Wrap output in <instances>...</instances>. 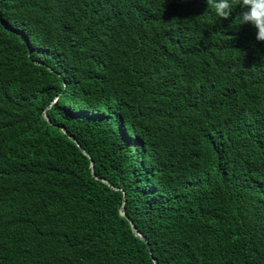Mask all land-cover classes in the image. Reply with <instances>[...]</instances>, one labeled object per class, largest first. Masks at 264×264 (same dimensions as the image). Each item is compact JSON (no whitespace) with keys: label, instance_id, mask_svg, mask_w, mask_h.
Returning a JSON list of instances; mask_svg holds the SVG:
<instances>
[{"label":"trees","instance_id":"obj_1","mask_svg":"<svg viewBox=\"0 0 264 264\" xmlns=\"http://www.w3.org/2000/svg\"><path fill=\"white\" fill-rule=\"evenodd\" d=\"M231 2L0 0V264H264V42Z\"/></svg>","mask_w":264,"mask_h":264},{"label":"clouds","instance_id":"obj_2","mask_svg":"<svg viewBox=\"0 0 264 264\" xmlns=\"http://www.w3.org/2000/svg\"><path fill=\"white\" fill-rule=\"evenodd\" d=\"M218 17L229 19L233 12L231 0H205ZM242 10L238 15L240 25H249L255 30V38L264 42V0H239Z\"/></svg>","mask_w":264,"mask_h":264},{"label":"water","instance_id":"obj_3","mask_svg":"<svg viewBox=\"0 0 264 264\" xmlns=\"http://www.w3.org/2000/svg\"><path fill=\"white\" fill-rule=\"evenodd\" d=\"M62 131L65 132L64 129H62ZM92 168H93V166H92ZM121 215H122V216H125V213H124V210H123V209H121ZM133 232H134V234H135L137 237H139L140 239H143V237H141V235H140L137 231L133 230ZM155 264H156V263H155Z\"/></svg>","mask_w":264,"mask_h":264}]
</instances>
